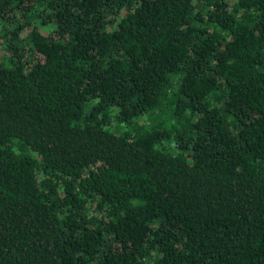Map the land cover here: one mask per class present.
<instances>
[{"label": "trees", "instance_id": "1", "mask_svg": "<svg viewBox=\"0 0 264 264\" xmlns=\"http://www.w3.org/2000/svg\"><path fill=\"white\" fill-rule=\"evenodd\" d=\"M0 264H264V0H0Z\"/></svg>", "mask_w": 264, "mask_h": 264}, {"label": "rangeland", "instance_id": "2", "mask_svg": "<svg viewBox=\"0 0 264 264\" xmlns=\"http://www.w3.org/2000/svg\"><path fill=\"white\" fill-rule=\"evenodd\" d=\"M2 55V50H1V48H0V56Z\"/></svg>", "mask_w": 264, "mask_h": 264}]
</instances>
